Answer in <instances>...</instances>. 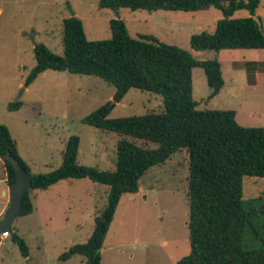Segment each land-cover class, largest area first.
Segmentation results:
<instances>
[{"label": "rangeland", "instance_id": "rangeland-1", "mask_svg": "<svg viewBox=\"0 0 264 264\" xmlns=\"http://www.w3.org/2000/svg\"><path fill=\"white\" fill-rule=\"evenodd\" d=\"M97 1L0 0V123L8 127L18 153L31 165L33 173L57 168L71 135L79 137L78 164L100 170L115 168L118 135L80 121L98 106L112 103V84L95 75L48 70L55 76L48 77L46 71L34 79L29 90L22 91L26 70L35 64L33 41L62 55L59 16L71 12L81 19L89 40L109 38V19L119 15L132 37L149 34L187 50L197 60L216 58L224 84L212 98H208L210 88L203 69H192L196 108L233 109L240 125L264 130V49L214 51L190 46L192 34L214 32L222 17L218 9L112 10L98 8ZM257 11L264 33V0H260ZM248 15V11L239 9L231 17ZM31 29L34 33L28 34ZM14 100H21L23 106L10 111L6 105ZM162 109L159 95L131 88L108 117ZM187 164V151L179 150L144 173L137 193L121 195L100 249V264H174L189 253ZM4 185L0 182V189ZM106 194V186L87 178L61 180L46 192L31 190L33 212L16 217L11 224V229L25 240L28 256H23L8 236L0 240V264H84L81 255L65 261L58 256L71 244L86 241L94 216L105 204ZM242 197L264 202V177L244 176ZM3 200L0 190V205ZM259 229L264 231V220Z\"/></svg>", "mask_w": 264, "mask_h": 264}, {"label": "trees", "instance_id": "trees-1", "mask_svg": "<svg viewBox=\"0 0 264 264\" xmlns=\"http://www.w3.org/2000/svg\"><path fill=\"white\" fill-rule=\"evenodd\" d=\"M260 0H98L100 9L132 11H199L218 9L222 17L213 33L190 36L196 50L264 49V33L253 15ZM239 9L248 16L232 18ZM111 36L87 39L83 23L72 15L62 22L63 54L58 55L43 43L33 47L35 64L23 79L29 86L42 72L67 71L95 75L114 87L112 103L106 102L80 121L118 135L115 168L100 170L77 163L79 137H68L61 164L45 173H33L18 154L8 127L0 123V158L4 162L6 182L11 185L15 171L5 154L15 158L30 174L31 186L21 200L17 217L33 211L30 191L45 190L66 179L87 178L107 187L104 206L93 218L86 241L73 243L59 254L62 261L81 255L84 264H100V249L113 219L121 195L134 194L139 179L152 166L159 165L179 150L188 153V232L189 253L174 264H264V202L243 199L244 176L264 177V130L240 125L233 109H197L192 97V69L201 67L210 88L208 98L224 84L216 58L197 60L178 46L159 41L149 34L132 37L121 18L109 20ZM159 95L163 109L125 117H108L129 89ZM21 100L7 104L17 111ZM9 236L23 256H28L25 240L10 229Z\"/></svg>", "mask_w": 264, "mask_h": 264}, {"label": "water", "instance_id": "water-1", "mask_svg": "<svg viewBox=\"0 0 264 264\" xmlns=\"http://www.w3.org/2000/svg\"><path fill=\"white\" fill-rule=\"evenodd\" d=\"M72 15L73 12H71V16ZM253 19L256 21L259 30L262 31L259 16L255 14L253 15ZM3 159L8 160L14 168L15 180L8 187L9 203L3 212L2 218L0 219V234L11 229L13 220L20 212L22 196L31 186L30 174L21 167L15 158H13L10 154H5Z\"/></svg>", "mask_w": 264, "mask_h": 264}, {"label": "crops", "instance_id": "crops-1", "mask_svg": "<svg viewBox=\"0 0 264 264\" xmlns=\"http://www.w3.org/2000/svg\"><path fill=\"white\" fill-rule=\"evenodd\" d=\"M1 8H0V12H1ZM114 14H118L117 12L116 13H114ZM255 14H258V11H256V13ZM70 15H71V13H70ZM70 15H66V14H62V15H60L59 16V21H60V23H61V26H62V22H63V19H65V18H67V17H69ZM73 15H76V13H73ZM120 18V16L118 15L117 16V18ZM110 19H112V18H110ZM109 19V20H110ZM24 32V31H23ZM23 32H22V34H23ZM26 32V31H25ZM29 33L28 34H32V33H34V31H33V29H31L30 31H28ZM28 34H24V35H28ZM37 43L36 42H34L33 41V44H32V50H33V47L36 45ZM29 69L30 68H28L27 70H26V74H27V72L29 71ZM44 72H46V71H44ZM44 72H42V73H40L39 75H42ZM47 72H48V70H47ZM45 75H47V74H45ZM55 76V74H52V73H49L48 72V77H54ZM18 85H22V83L21 82H19V84ZM27 90H29V86H27V87H24L23 86V89H22V91L23 92H25V91H27ZM7 106V105H6ZM17 151H18V149H17ZM21 157H22V159L23 160H25L24 158H23V156L20 154V153H18ZM25 162H26V160H25ZM27 163V162H26ZM28 165H29V167H30V169H31V165L28 163ZM0 168L2 169V178L0 179V182H3L5 185H4V187L3 188H1L0 190H1V193H2V195L4 196V200H3V203L0 205V217H2V215H3V212H4V210L6 209V207L8 206V203H9V193H8V184H7V182H6V172H5V166H4V162H3V160L0 158ZM31 171H32V169H31ZM47 189H49V188H47ZM47 189H45V190H43L44 192H46L47 191ZM133 197V195L132 196H130V198H132ZM50 198H51V196H50ZM31 202H32V200H31ZM32 205H33V202H32ZM34 208V207H33ZM33 212V211H32ZM1 219V218H0ZM1 240V239H0Z\"/></svg>", "mask_w": 264, "mask_h": 264}, {"label": "built area", "instance_id": "built-area-1", "mask_svg": "<svg viewBox=\"0 0 264 264\" xmlns=\"http://www.w3.org/2000/svg\"><path fill=\"white\" fill-rule=\"evenodd\" d=\"M9 236V232L8 231H4V232H2L1 234H0V239H4V238H6V237H8Z\"/></svg>", "mask_w": 264, "mask_h": 264}]
</instances>
